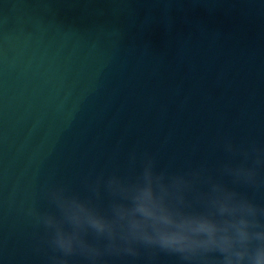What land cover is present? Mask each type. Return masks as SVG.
Segmentation results:
<instances>
[{
	"label": "water",
	"instance_id": "obj_1",
	"mask_svg": "<svg viewBox=\"0 0 264 264\" xmlns=\"http://www.w3.org/2000/svg\"><path fill=\"white\" fill-rule=\"evenodd\" d=\"M222 137L264 145V0H0V264H46V186L133 149L215 166Z\"/></svg>",
	"mask_w": 264,
	"mask_h": 264
},
{
	"label": "clouds",
	"instance_id": "obj_2",
	"mask_svg": "<svg viewBox=\"0 0 264 264\" xmlns=\"http://www.w3.org/2000/svg\"><path fill=\"white\" fill-rule=\"evenodd\" d=\"M215 166H161L156 153L129 151L126 170L43 189L26 215L43 230L46 264H264V145L217 141ZM41 249L38 248L37 251Z\"/></svg>",
	"mask_w": 264,
	"mask_h": 264
}]
</instances>
